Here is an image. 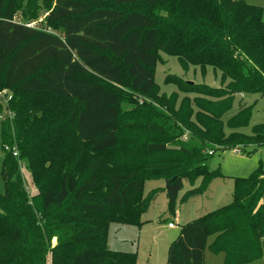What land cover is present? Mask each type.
<instances>
[{"label":"trees","instance_id":"obj_1","mask_svg":"<svg viewBox=\"0 0 264 264\" xmlns=\"http://www.w3.org/2000/svg\"><path fill=\"white\" fill-rule=\"evenodd\" d=\"M16 6L17 0H0V112L4 99L10 115L1 121L0 137L3 147L19 153L18 159L5 153L1 162L0 264H137L136 253L106 248L108 223L137 225L146 212L137 172L106 174L101 159L121 141L120 89L136 100L130 128L189 134L174 145L181 157L144 163L157 173L191 166L166 180L167 212L174 215L184 181L201 179L179 203L224 178L207 168L211 145L264 146V125L251 136L223 131L237 94L264 96V9L237 0H53L46 14L54 33H48L16 23ZM160 53L184 70L219 72L220 87L175 82L187 96L158 97ZM251 108H238L229 129L244 126ZM169 144L149 141L143 151L162 156ZM18 160L35 195L25 191ZM206 252L220 256V264L264 261L261 166L233 178L229 204L181 226L166 264H205Z\"/></svg>","mask_w":264,"mask_h":264},{"label":"rangeland","instance_id":"obj_2","mask_svg":"<svg viewBox=\"0 0 264 264\" xmlns=\"http://www.w3.org/2000/svg\"><path fill=\"white\" fill-rule=\"evenodd\" d=\"M255 8L264 9V0H237ZM53 5V0H17L16 14L14 21L19 24H28L30 28L41 29L48 33H54L47 21L46 10ZM160 15H162L160 13ZM156 94L158 97H168L178 93L179 100L184 96L179 92V88L174 84L207 85L212 88L220 87V73L206 68L204 73L199 67H188L184 70L177 59L160 53L159 61L155 68ZM122 103V130L121 141L115 151L101 156L107 163L106 174L112 172L136 171L139 178L143 180V196L139 201V206L145 213L137 225L108 223V236L106 248L112 252L136 253L137 264H166L167 251L169 245L178 237L181 226L191 222L200 216L212 212L221 206H225L232 201L233 178L246 177L258 167L264 169V146L259 144L249 145L242 149H228V146L211 145L208 151H212V156L207 157L208 170L219 169L224 178H217L208 184L206 192L202 195L188 198L182 201L180 198L189 190L195 189L200 185L201 179H197L194 184L183 182V188L178 194L176 212H180V218L175 220L174 216L167 212V198L165 194L166 180L182 169H189L190 165H181L165 172H148L144 163L170 162L174 157H181L174 147L177 142H186L189 134L182 135L150 132L144 127L130 128V113L134 109L135 97L125 88L120 89ZM194 95L188 94V97ZM1 98V96H0ZM150 103V99H145ZM178 100V102H179ZM2 111L0 112V124L6 114V101L1 102ZM251 106V117L248 122L237 129L230 130L227 120L236 114L238 108ZM153 107L159 108L156 104ZM159 110V109H158ZM160 111H162L160 109ZM223 131L225 134L237 132L245 136H251L253 128L264 125V96L257 94H237L234 98L233 108L223 116ZM173 136V137H172ZM70 140L77 148L81 143L77 142L73 136ZM169 140L168 151L162 156L146 155L143 151L145 143L149 141L159 142ZM0 137V170L1 162L5 152ZM18 151V150H17ZM21 163H25L20 161ZM105 174V175H106ZM1 175V174H0ZM21 180L30 190L32 195L36 194V189L32 186L31 177L26 168L20 172ZM172 177L171 180H174ZM106 189H102L94 194L100 198ZM4 193V184L0 177V195ZM175 212V213H176ZM173 223L174 227L169 228L168 224ZM56 245V240H52L51 247ZM219 257V258H218ZM50 258V257H49ZM220 256H213L209 252L205 253V264H217ZM219 264V263H218ZM251 264H264V261H256Z\"/></svg>","mask_w":264,"mask_h":264},{"label":"built area","instance_id":"obj_3","mask_svg":"<svg viewBox=\"0 0 264 264\" xmlns=\"http://www.w3.org/2000/svg\"><path fill=\"white\" fill-rule=\"evenodd\" d=\"M29 26V25H28ZM0 96H2V95H0ZM8 99H10V98H8ZM6 111V116H9L10 117V115H9V111L7 112V110H5ZM3 150H4V152L5 153H7V154H10L13 158H15V159H18L19 158V153H18V151H17V149L16 148H11V147H7V146H5L4 148H3ZM209 156H212V154H213V152L212 151H208V153H207ZM18 168H19V172H21V171H23L24 170V168H25V164L24 163H21L19 160H18ZM24 188H25V191H26V193L28 194V196H30V190L27 188V186L26 185H24ZM168 227L169 228H173L174 227V225H173V223H169L168 224Z\"/></svg>","mask_w":264,"mask_h":264},{"label":"crops","instance_id":"obj_4","mask_svg":"<svg viewBox=\"0 0 264 264\" xmlns=\"http://www.w3.org/2000/svg\"><path fill=\"white\" fill-rule=\"evenodd\" d=\"M180 213V212H179ZM179 213L178 212H176L173 216H174V218H175V220H178L179 218H180V215H179ZM219 258V257H218ZM219 264L221 263V258L219 259V262H218ZM217 263V264H218Z\"/></svg>","mask_w":264,"mask_h":264},{"label":"water","instance_id":"obj_5","mask_svg":"<svg viewBox=\"0 0 264 264\" xmlns=\"http://www.w3.org/2000/svg\"><path fill=\"white\" fill-rule=\"evenodd\" d=\"M188 84H189V85H192V83H191V82H188Z\"/></svg>","mask_w":264,"mask_h":264}]
</instances>
